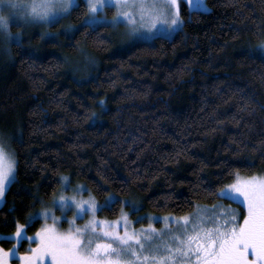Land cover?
Listing matches in <instances>:
<instances>
[{
  "label": "trees",
  "instance_id": "trees-1",
  "mask_svg": "<svg viewBox=\"0 0 264 264\" xmlns=\"http://www.w3.org/2000/svg\"><path fill=\"white\" fill-rule=\"evenodd\" d=\"M206 3H182L181 29L152 41L113 42L110 25L83 22L84 0L61 37L41 26L0 39V136L17 160L0 233L50 204L65 175L99 203L114 194L99 215L115 218L123 198L144 217L186 214L264 172V0Z\"/></svg>",
  "mask_w": 264,
  "mask_h": 264
},
{
  "label": "snow or ice",
  "instance_id": "snow-or-ice-1",
  "mask_svg": "<svg viewBox=\"0 0 264 264\" xmlns=\"http://www.w3.org/2000/svg\"><path fill=\"white\" fill-rule=\"evenodd\" d=\"M182 0H87L89 27L104 21L96 15L106 4L116 8L112 23L125 22L129 34L138 36L160 31L163 24L167 30L182 24L180 3ZM190 2V0H189ZM74 5V0H0V29L9 36L10 17L15 15L28 22H49L63 18ZM7 9L8 11H3ZM22 142V141H20ZM6 141L0 137V197L14 177L17 160L14 152L6 150ZM67 180V177H62ZM218 195L225 198H242L246 208L242 221L235 209L220 208L211 218L198 215L193 221L189 216L179 217L183 228L173 233L172 242L162 247L155 244L157 230L142 228L139 232L129 230L128 214L122 213L115 221L98 219L100 207L95 199L77 200L60 196V208L68 207L72 200L75 212L69 228L61 230L52 216L53 223L45 224L35 234L36 246L20 255L21 264H264V176L241 177L237 174L233 183L220 188ZM111 200L107 202L110 204ZM90 213L83 227L75 225L81 214ZM49 210L43 215L48 217ZM151 219V217H149ZM165 221L170 217H164ZM191 224V227H189ZM121 227L123 230L121 231ZM24 225L17 224L14 233L20 239ZM29 240L32 237H28ZM15 254L13 249L0 248V264H8L7 257Z\"/></svg>",
  "mask_w": 264,
  "mask_h": 264
},
{
  "label": "rangeland",
  "instance_id": "rangeland-1",
  "mask_svg": "<svg viewBox=\"0 0 264 264\" xmlns=\"http://www.w3.org/2000/svg\"><path fill=\"white\" fill-rule=\"evenodd\" d=\"M79 1L80 0H74L73 7ZM84 1L87 4V0H84ZM29 2H31V0H29ZM36 2L39 3V0H36ZM182 3H185L189 10H208L209 9V5L206 3V0H190V2H189V0H182V2L180 3V16L182 18V23H183V16L181 14ZM2 10L6 11V12L8 11L7 9H2ZM115 14H116V8L111 4H106L102 10H99L96 13V15L104 17L105 20L98 22V23H95L94 25H98V24L110 25L111 35L114 38L113 42H116V41L119 42L120 41L119 42L120 45H121V43H124V41L126 43H130V42L132 43L134 41H139V40L152 41L156 36L173 37L177 33V31L181 29V26H182V24H181V26L179 28L169 31L166 29V27L163 24H161L160 25V31H158V32H154L153 34H149L147 31H145L138 36H132L129 34V30H128L127 24L125 22H120V23H116V24H113L111 22L113 17L115 16ZM65 15L66 14L63 15V18H59L58 22L56 20H50L47 23L42 22V21L26 23L23 19H20L13 14L10 17V26H9V32L11 33V36H9L7 33H4L3 30H0V39H5V40H8V39L13 40L14 39L17 41H22V38L24 37L26 32H30L33 29L34 30L41 29V26H44L46 28V30L49 28V30L52 32V34L56 33V35L58 37H61V34L65 31V29L73 28V26L68 25L67 21H65L66 20V19H64ZM88 18H89V14L86 15L83 22L88 23ZM55 23H58V24L54 25ZM258 49L262 54H264V43L260 44ZM2 138L4 139V141H6V143H5L6 150L12 152L11 148L8 145L9 143L7 142L6 137H2ZM15 175H16V170H15L14 177L11 179L8 186L14 180ZM252 175L264 176V172H261V173L256 172V173H253L250 175L239 174V176H241V177H248V176H252ZM64 177H67V180H63V184H62V187L60 189V193L52 200V202L45 207H41L35 213L30 215V217L26 223H19L20 225L25 226V228L22 230L24 235L20 239H17L15 237V235H14L15 232L6 233V234L0 233V239L14 240L16 242H20L21 239H27L29 241V243L25 246V251L21 252L18 249V252H16L17 250L15 249L16 250L15 251L13 249V252L15 254H10L7 257L8 264H21V260L19 259L20 255L24 252L29 251L30 248H34L36 246V243H38V240H36V236H35L36 232L38 230H40L42 228V226H44L45 224H52L53 223V220H52L53 215L60 218L57 221V224L61 228V230H66L69 228V221L73 219L75 208H74L72 200L69 199L67 201L68 207L61 210L60 201H59L60 196H65L67 198L75 197L77 200H81V199L88 200L89 197L94 198L92 195L85 192V190L83 188L85 186L83 184H81V183H75V184L70 183L69 177L67 175H65ZM234 180H232L228 184L233 183ZM228 184H226V185H228ZM218 196H219V198L213 204L205 205V206H198V207H196L195 210H193L192 212L186 213V214L176 215V214H172V213H167V214L149 213V214H146L145 217H144L143 212H139V209H138L139 206L135 202H131V201L123 198L122 199L123 206L126 203H132L129 211H126L123 208L120 215H118L115 218L100 216L99 210L101 209V207L103 205H107V202L109 200L112 201L113 199H115L116 196L114 194H112L109 196L108 201H104L103 203H99L94 198L96 204L100 206L98 208V210L96 211L95 215L98 219H101V220L115 221L118 217H121L122 213H127V214L128 213L129 214L135 213V215L133 217L128 215L129 230L130 231L136 230L139 232L142 228H148V226L151 225L152 228L157 230L156 235L158 238L154 241V243L159 244L162 247L165 243H171L172 242L173 233L179 234L181 232L184 222L179 221L178 218L182 217V216H189L193 221L197 218L198 215H202L206 218H211L213 215L220 212V208H218V207L214 208V206L220 205L226 209H235L236 213H237V218L242 221L243 212H242L241 206L244 207V213H246V208L243 204L242 198H237L235 196H233L231 198H225V197L220 196V195H218ZM4 198H5V196L0 197V206L3 204ZM227 199H230L231 202H229ZM45 209L49 210V214H48L47 218H45V216L43 215V212ZM90 215H91L90 213L81 214L78 218L75 219V225L77 227H83L85 225V223L89 220ZM166 216L170 217V219L167 221H165V219H164V217H166ZM149 217H151V219H149ZM37 218H40L42 220V222L36 231L29 234L27 232V226L30 225ZM189 227H191V224H189ZM120 230L122 231L123 228L121 227ZM28 237H32V239L29 240ZM0 248H3L5 251L9 250V249L2 247L1 245H0ZM49 264H50V261H49Z\"/></svg>",
  "mask_w": 264,
  "mask_h": 264
},
{
  "label": "clouds",
  "instance_id": "clouds-1",
  "mask_svg": "<svg viewBox=\"0 0 264 264\" xmlns=\"http://www.w3.org/2000/svg\"><path fill=\"white\" fill-rule=\"evenodd\" d=\"M7 15V13H4V12H0V16H6ZM0 30H2V29H0ZM4 33H6L5 31H3Z\"/></svg>",
  "mask_w": 264,
  "mask_h": 264
}]
</instances>
